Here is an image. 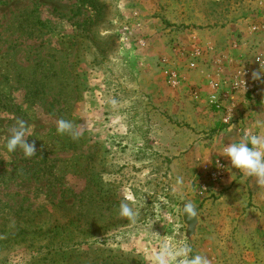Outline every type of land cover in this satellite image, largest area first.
I'll use <instances>...</instances> for the list:
<instances>
[{
    "label": "rangeland",
    "instance_id": "rangeland-1",
    "mask_svg": "<svg viewBox=\"0 0 264 264\" xmlns=\"http://www.w3.org/2000/svg\"><path fill=\"white\" fill-rule=\"evenodd\" d=\"M256 1L0 0V264H153L164 243L189 244L181 206L212 197L197 195L189 159L223 129L221 112L194 98L206 77L192 49L211 79L254 68L230 55H260L256 36L243 51L238 35L256 27ZM248 97L235 124L264 126V101ZM60 119L79 137L58 133ZM21 120L31 158L6 148ZM121 201L135 220L119 215ZM219 227L220 241H194L193 254L250 264L234 225Z\"/></svg>",
    "mask_w": 264,
    "mask_h": 264
},
{
    "label": "crops",
    "instance_id": "crops-1",
    "mask_svg": "<svg viewBox=\"0 0 264 264\" xmlns=\"http://www.w3.org/2000/svg\"><path fill=\"white\" fill-rule=\"evenodd\" d=\"M255 5H257L255 15L260 16L255 21V25L260 28L259 32L253 35L251 28L249 31L242 29L238 35L242 37L240 40V47L243 48L242 46H244L243 51H248L251 48L252 52H259L260 56L264 59V0H261L259 3L256 1ZM250 16L254 17L253 14H250ZM209 34L210 33L208 32V35ZM251 35L256 36L257 38L255 44L253 42H249L250 44L248 43V36ZM187 36L189 37L188 43L190 45H197L200 40L203 41L200 31L190 32ZM226 38L227 37H225L224 34L223 38H218V40L223 43L221 44L222 48L227 44L225 43ZM205 40L204 42L206 43H203L204 47L207 46L212 48V46H214L212 45L214 42L209 41L208 37ZM248 44L250 47L247 50ZM199 45H201V43ZM204 47L203 49H205ZM198 49L203 52L201 46H199V48L194 47L192 50ZM202 52L200 55L201 58L197 60L201 61L200 63L204 65L205 73L203 74L202 72V74L205 75L206 79L203 83L201 82V84H198V86L201 87V90H197L194 93L199 95V101H201V103L207 105V98L212 93L211 83L218 80L211 79L214 77L211 74L209 75L212 70L206 69V65L209 63L207 62L208 57ZM227 53L228 52H226L224 56L229 55V53ZM234 54L230 55L234 56L233 60L240 61L239 63L250 62L251 65L256 57V54L252 56L251 53L247 58L241 55V52H235ZM230 56L228 57L230 58ZM222 61L225 62L224 60ZM226 62L229 63L227 60ZM193 74L194 76L190 74L191 77L193 76L196 79V73ZM222 79H224V76ZM182 82L183 81H179L176 87L178 88ZM262 94L263 97L259 101H264V89ZM240 97L241 95H239V97L235 96L236 99H239ZM248 99H251V97H248ZM247 103L248 105H252V102L247 101ZM206 108L207 107L204 109ZM252 113H254L255 116L257 114L255 109L252 110ZM217 115H219L223 129L218 130V134L215 137H213L214 135L212 136L213 139L210 142H213V145L205 151V155L199 154L195 159L191 157L189 160L191 161V166H195L197 178L205 175L207 169L210 168L214 162L219 160H226L228 162V171L219 188L215 190L211 198L204 201L196 198L195 201L189 202L194 204L198 214V220H200L198 236L195 241L201 239L204 245L209 244L208 246H210L213 241H220L223 235L220 234V232L214 234L216 230L221 231L219 226L224 223H232L237 232L235 234V240L241 248L244 249V254H246V258H248L247 260H249L250 264H264V185L258 183L255 177H249L242 171L232 167L230 160L223 155V148L226 144L235 142L242 137V135H240L242 128H238L240 126L235 124L238 113L236 112L234 123L231 124L224 122V116L222 113H217ZM245 128L250 130L253 134L260 135H262V131L264 130V126L260 123L259 118H256V123L254 125H251L250 121H246Z\"/></svg>",
    "mask_w": 264,
    "mask_h": 264
},
{
    "label": "clouds",
    "instance_id": "clouds-1",
    "mask_svg": "<svg viewBox=\"0 0 264 264\" xmlns=\"http://www.w3.org/2000/svg\"><path fill=\"white\" fill-rule=\"evenodd\" d=\"M264 71L253 72V80H259ZM26 122L18 121L8 138L6 148L8 152H15L17 148L23 150L24 155L31 158L36 154L35 143L26 140ZM57 132L60 134L70 133L73 138H78L80 133L74 131V124L70 120L60 119L57 121ZM232 167L242 171L249 177H255L258 183L264 185V135L245 133L239 140L228 143L223 148ZM188 214H195V206L192 203L185 205ZM121 217L135 220L138 212L127 201H121L118 207ZM153 264H210L207 256L193 254L192 247L187 244L169 245L164 243L153 256Z\"/></svg>",
    "mask_w": 264,
    "mask_h": 264
},
{
    "label": "built area",
    "instance_id": "built-area-1",
    "mask_svg": "<svg viewBox=\"0 0 264 264\" xmlns=\"http://www.w3.org/2000/svg\"><path fill=\"white\" fill-rule=\"evenodd\" d=\"M259 27H253L252 31L257 32ZM195 56H200V50L195 51ZM195 66V64H194ZM254 68L252 67H239L229 78L225 80L215 81L211 83L212 93L207 98V104L215 109V111L221 112L224 116V122L227 124L234 123L236 116V107L238 99L235 96L249 95L253 99H262L264 89V74L261 75L259 80H253V72H260V69L264 71V59L257 55L254 58ZM177 73L172 75L173 85H177L180 81L177 77ZM195 100H199V95L194 93ZM253 134L250 130L242 128V136L245 133ZM228 171V162L226 160H219L213 163L210 168L207 169L205 175L198 178L196 182V193L199 197L212 196L220 184L224 180Z\"/></svg>",
    "mask_w": 264,
    "mask_h": 264
},
{
    "label": "water",
    "instance_id": "water-1",
    "mask_svg": "<svg viewBox=\"0 0 264 264\" xmlns=\"http://www.w3.org/2000/svg\"><path fill=\"white\" fill-rule=\"evenodd\" d=\"M188 203L189 202H186L181 206V217H182L183 224L185 225L184 241L193 245L196 237L198 236L200 220H198V214H197L196 209H195L194 215L188 214L185 211V205Z\"/></svg>",
    "mask_w": 264,
    "mask_h": 264
}]
</instances>
